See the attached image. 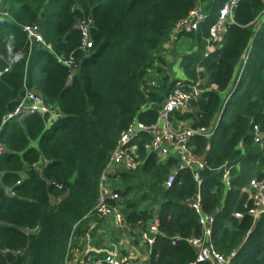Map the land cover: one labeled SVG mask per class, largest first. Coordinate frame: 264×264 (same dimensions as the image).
<instances>
[{
  "label": "trees",
  "instance_id": "16d2710c",
  "mask_svg": "<svg viewBox=\"0 0 264 264\" xmlns=\"http://www.w3.org/2000/svg\"><path fill=\"white\" fill-rule=\"evenodd\" d=\"M224 1L3 0L0 264H65L73 225L81 219L75 230L79 236L90 219L83 216L96 200L100 172L121 131L134 115L154 120L157 104L175 82L198 76L215 87L175 115L212 127L209 137L197 134L192 139L194 151L205 160L199 187L187 169L176 170L172 184L164 185L175 159L160 160L141 150L139 165L118 170L115 185L123 212L130 222L146 221L156 212L159 234L150 264H187L195 249L184 238L199 234L201 227L184 198L199 188L203 210L214 216L211 239L216 250L230 256L228 264H264V217L253 223L245 189L250 177H264V134L254 141L252 133L254 123L264 133V18L252 21L264 9V0H239L235 21L204 55L207 28ZM196 2L206 12L200 29L178 33L190 38L184 51L176 52L173 40L165 49L175 20ZM88 13L93 17L92 46L84 53L74 23ZM33 22L55 52L74 54L77 69L70 79L69 67L51 49L41 43L29 49L22 24ZM173 59L182 75L170 68ZM149 72L156 73L153 84L147 82ZM24 86L37 89L62 113L50 121L37 111L6 116ZM146 96L156 105L140 110ZM38 160L44 161L39 170L33 166ZM225 167L228 186L221 178ZM5 185H12L15 194H6ZM34 226L35 232L23 230Z\"/></svg>",
  "mask_w": 264,
  "mask_h": 264
},
{
  "label": "built area",
  "instance_id": "2783aa9c",
  "mask_svg": "<svg viewBox=\"0 0 264 264\" xmlns=\"http://www.w3.org/2000/svg\"><path fill=\"white\" fill-rule=\"evenodd\" d=\"M238 1L225 0L220 5L215 20L207 28L204 55H207L218 45L229 24L235 21L234 9ZM5 12L3 0H0V15ZM205 17L206 12L203 3L196 2L193 4L184 15L175 20L172 27V39H168L164 43L165 49L171 46L172 40L177 37L179 32L200 29L201 22ZM263 18L264 9L252 21H260ZM92 24L91 13L78 17L74 23L80 32L79 49L84 53H87L92 46L90 33ZM22 29L27 35L29 49L39 43L51 49L57 60L69 67L68 79H70L77 69L74 54L71 52L69 55H64L55 52L51 44L45 41L37 23H23ZM166 57L170 59L171 55L166 53ZM149 73L147 77L150 78L147 82L153 84L155 82L153 76L156 73ZM204 82L205 78L202 76H198L197 79L187 83L177 80L173 88L157 104V114L154 120L144 121L134 115L121 131L100 172L96 200L92 209L83 216L84 219H90L87 220V225L79 236L76 235L75 230L81 219L73 225L68 241L65 264H150L153 244L156 235L159 234V220L156 212L146 221L138 219L135 222H130L126 219L123 212L122 196L115 185L118 170L139 165L142 162L141 150H143L146 153H155L160 160H165L168 157L175 159L174 169L168 173L163 182L164 185L172 184L175 180L176 170L187 169L199 187L200 170L205 166V160L194 151L192 139L197 134L209 137L212 133V127L193 125L177 120L175 113L189 109L192 101L196 100L203 91L215 87L213 83L204 84ZM155 105V100L146 96L139 109L145 110ZM31 111L47 115L46 121H50L62 113L55 105L47 103L37 89L24 86L17 104L6 116H19ZM252 133L254 141H260L264 134L257 123L253 124ZM3 150L4 144L0 140V152ZM42 163H44L43 160H38L33 166L39 170ZM22 176L23 173L21 172L15 181L16 184L21 181ZM221 178L228 186L230 182L228 167L223 169ZM245 189L250 197L247 213L252 217L254 223L257 219L264 217V177H250ZM198 190L199 188L194 194L184 198V202L197 215L201 227L199 234H192L184 238L195 249L194 258L187 264L204 262L228 264L230 256L220 253L214 247L211 239L214 216L212 213L203 210ZM4 191L6 194H15L12 185H5ZM235 216L242 217V213L235 212ZM37 229V226L23 228L25 232H35Z\"/></svg>",
  "mask_w": 264,
  "mask_h": 264
},
{
  "label": "crops",
  "instance_id": "0c3cea01",
  "mask_svg": "<svg viewBox=\"0 0 264 264\" xmlns=\"http://www.w3.org/2000/svg\"><path fill=\"white\" fill-rule=\"evenodd\" d=\"M181 36V35H180ZM180 36H178L177 35V37H175L174 38V42H175V45H176V52H182V50L179 48V46H178V39H179V37ZM188 37V36H187ZM189 41H190V38L188 37V39L184 42V44L186 45V47H187V45L189 44ZM173 61H174V59L173 60H171L170 62H172L173 63ZM176 67H180L179 66V63H178V61L177 60H175V62L172 64V66L170 67V68H172V70L173 71H175L177 74H178V72L176 71ZM181 69V68H180ZM183 74V72H182V70H181V75ZM175 118L177 119V120H181V121H183V122H185V123H190V119H187V118H181L180 119V117L179 116H175Z\"/></svg>",
  "mask_w": 264,
  "mask_h": 264
},
{
  "label": "rangeland",
  "instance_id": "374dc122",
  "mask_svg": "<svg viewBox=\"0 0 264 264\" xmlns=\"http://www.w3.org/2000/svg\"><path fill=\"white\" fill-rule=\"evenodd\" d=\"M187 39H188V37H187L186 35H184V34H182V35L179 37V39H178V46H179V48H180L182 51H184V50L186 49V45L184 44V42H185ZM171 58H173V54H172ZM168 70L171 71V69H168ZM176 71L178 72V75L181 74V69H180V67H176ZM173 72H175V71H173ZM224 94H225L224 92L221 93V101L223 100ZM183 125H184V124H183ZM54 200H55V198L52 197V201H54ZM125 248L127 249L126 246H125Z\"/></svg>",
  "mask_w": 264,
  "mask_h": 264
}]
</instances>
